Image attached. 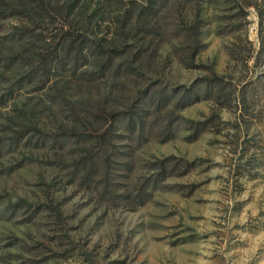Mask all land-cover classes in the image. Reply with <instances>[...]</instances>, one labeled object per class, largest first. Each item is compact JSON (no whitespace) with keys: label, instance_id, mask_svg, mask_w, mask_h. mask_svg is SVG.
I'll return each instance as SVG.
<instances>
[{"label":"rangeland","instance_id":"1","mask_svg":"<svg viewBox=\"0 0 264 264\" xmlns=\"http://www.w3.org/2000/svg\"><path fill=\"white\" fill-rule=\"evenodd\" d=\"M162 16L167 33L146 63L149 76L170 89L212 71L224 86V107L202 100L176 113L193 122L213 118L194 142L178 124L166 143L160 137L141 147L131 143V172L118 171L124 160L112 157L116 191L104 196L96 179L69 183L67 156L6 155L0 198L26 207L0 221V264H264V0L175 3ZM194 17L205 45L195 64L203 69L184 67L182 39L172 37ZM126 144L114 143L116 151L128 150ZM169 156L194 169L134 207L126 196L148 176L146 164Z\"/></svg>","mask_w":264,"mask_h":264},{"label":"trees","instance_id":"2","mask_svg":"<svg viewBox=\"0 0 264 264\" xmlns=\"http://www.w3.org/2000/svg\"><path fill=\"white\" fill-rule=\"evenodd\" d=\"M211 1L222 0H0V163L9 154L31 160L25 150L67 156L71 162L62 166L69 183L78 178L89 186L96 179L104 196L116 191L109 179L112 157L124 160L118 171L133 170L131 143L141 147L158 137L166 143L178 124L190 131L187 142L196 141L213 118L193 122L176 113L202 100L223 108L222 81L211 71V77L167 89L148 67L167 33L162 13L175 3ZM200 23L194 17L172 36L182 39L187 69H203L195 64L205 47ZM120 141L129 143L121 154L114 145ZM193 169V162L175 156L148 162V176L126 200L143 206L168 179ZM24 207L0 198V221Z\"/></svg>","mask_w":264,"mask_h":264}]
</instances>
